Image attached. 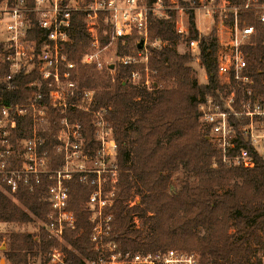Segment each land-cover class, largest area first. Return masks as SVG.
<instances>
[{
    "label": "built area",
    "instance_id": "2783aa9c",
    "mask_svg": "<svg viewBox=\"0 0 264 264\" xmlns=\"http://www.w3.org/2000/svg\"><path fill=\"white\" fill-rule=\"evenodd\" d=\"M239 11L253 12L257 24L247 23ZM190 13L197 37L185 40ZM100 14L109 38L105 45L99 38ZM76 15L82 17L88 35L87 51L78 62L66 53L74 40ZM149 15L171 19L181 36L177 40L185 41L197 60L200 38L216 25L214 61L221 90L217 98L200 99L199 125L224 166L252 168L257 156L264 157V78L261 88L244 51L255 48L258 40L264 46V0H0V80L9 90L16 75L35 74L25 84L28 94L21 101L8 103L0 95V191L17 203L22 192L42 189L41 199L50 207L42 225L61 239L65 229L75 228V215L68 208L70 182L89 187L83 206L92 225L93 256L81 258L80 264H200L195 251L123 250L111 238L114 216L107 209L113 203L119 167L110 107H94L95 90H79L75 78L78 64L110 74L122 66L128 69L124 82L151 90L150 49L167 42L150 38ZM202 19L210 22L209 32L202 30ZM128 38L134 43L129 52L103 55L114 40L125 43ZM75 110L90 114L95 145H88L83 122L70 117ZM52 115L57 126L50 134ZM217 163L213 159V166ZM136 200H129V205ZM132 225L141 227L137 216ZM258 256V264H264V253ZM47 264H67L63 250L52 248Z\"/></svg>",
    "mask_w": 264,
    "mask_h": 264
},
{
    "label": "trees",
    "instance_id": "16d2710c",
    "mask_svg": "<svg viewBox=\"0 0 264 264\" xmlns=\"http://www.w3.org/2000/svg\"><path fill=\"white\" fill-rule=\"evenodd\" d=\"M239 15L247 23L257 24L253 12L239 11ZM102 19L100 14L99 38L105 45L109 38L102 33L106 27ZM73 24L75 36L66 53L78 62L87 51L88 35L81 16L76 15ZM187 26L184 39L196 38L193 13ZM148 30L150 38L167 42L161 48L150 49L151 90L124 82L127 70L122 66L112 75L78 64L75 75L79 90H95L94 107H110L108 119L118 144L119 167L113 203L107 209L114 216L111 238L123 250H193L199 254L200 264H258L257 252L264 253V157L257 156L252 168L224 166L207 134L198 128L200 99L207 95L217 98V91L221 90L214 61L216 25L198 44L197 58L207 75L202 83L191 76L189 63L195 58L172 46L181 36L175 33L171 19L149 15ZM133 46V40L128 38L123 48L131 50ZM244 51L256 82L263 88L264 46L258 40L255 48L245 47ZM2 73L3 69L0 77ZM34 77V73L16 75L9 90L0 80V95L8 103L21 101L28 94L25 84ZM55 117L52 115L50 134L57 126ZM70 117L83 122L88 145H95L90 114L75 110ZM213 159L218 160L216 166ZM179 165L196 178V183L184 181L173 190L171 174ZM41 190L22 192L18 204L0 191V221L29 223L34 217L45 223L50 207L42 201ZM89 192V187L77 180L70 182L68 208L75 215V228L65 229L62 238L69 248L49 237L41 225L33 234L8 233L7 247L2 251L5 258L12 264H30L32 257L40 256L44 264L46 253L53 246H61L67 264H80L81 258L92 257V225L83 206ZM136 196L139 202L129 205ZM133 216L141 219V227H133Z\"/></svg>",
    "mask_w": 264,
    "mask_h": 264
},
{
    "label": "rangeland",
    "instance_id": "374dc122",
    "mask_svg": "<svg viewBox=\"0 0 264 264\" xmlns=\"http://www.w3.org/2000/svg\"><path fill=\"white\" fill-rule=\"evenodd\" d=\"M200 23H201L200 25L202 26V30L204 32H209L210 26H211L210 22H206V24H205L204 20L202 19L200 21ZM125 44H126V42L122 43L121 41L114 40L103 51V55L104 56H109L110 54L123 55V54L130 51L129 49H128L129 50L128 51V50H126V48L125 49L123 48L125 46ZM172 46L179 53L189 52V48H188L187 44L185 43V41H183V40H176L174 43H172ZM189 65L192 68V72H191L192 78H194L199 83L205 82L207 80L206 72L197 59L190 62ZM124 69L127 70V73H128V69H126V68H124ZM115 71H116V69H115ZM114 74L115 73H113L112 75H114ZM129 84H131V83H129ZM198 128L201 131V127L199 125V122H198ZM184 181H188L191 185H193L196 183V178L194 176H191V175L185 173L183 167L181 165H179L177 170L171 174V184H172L171 189H173V190L178 189ZM135 199H137L136 202H139L137 196L134 197L133 199H130V200L133 201ZM16 204H18V202ZM139 221L141 222L140 218H139ZM41 225H42V222L40 220L34 218V217H33V221L29 222V223H15V222H2V221H0V234H2V240L0 241V260L2 259L4 261V264H12L10 261H8L5 258V256L3 255V252H2L7 247L6 235L8 233H10V232H28V233L33 234V233L38 232L39 227ZM69 230H72V229H69ZM199 232L202 233L203 232L202 229H199ZM47 233H48L49 237L57 240L61 245L69 248V246L62 239L63 235H62L61 239H56V238L52 237L48 231H47ZM60 247L61 246H59V247L53 246L49 249V251L52 248H60ZM60 249H62V248H60ZM191 251H193V250H191ZM48 252L46 253V256H45L46 262L44 264H47V262H48ZM261 253H262V251H259V252H257V255H259ZM42 260H44V258L42 259L40 256H34L30 259V264H42Z\"/></svg>",
    "mask_w": 264,
    "mask_h": 264
},
{
    "label": "water",
    "instance_id": "95a60500",
    "mask_svg": "<svg viewBox=\"0 0 264 264\" xmlns=\"http://www.w3.org/2000/svg\"><path fill=\"white\" fill-rule=\"evenodd\" d=\"M138 47L140 46V43L137 45ZM208 139V137H206ZM0 264H4V261L1 259Z\"/></svg>",
    "mask_w": 264,
    "mask_h": 264
}]
</instances>
